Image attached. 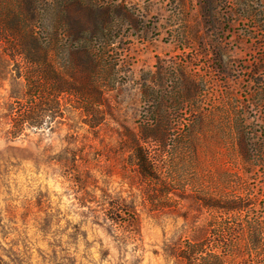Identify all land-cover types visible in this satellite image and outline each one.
<instances>
[{
	"label": "rangeland",
	"instance_id": "374dc122",
	"mask_svg": "<svg viewBox=\"0 0 264 264\" xmlns=\"http://www.w3.org/2000/svg\"><path fill=\"white\" fill-rule=\"evenodd\" d=\"M34 3L59 67L68 49L79 67L103 45L112 65L98 124L64 102L62 118L47 105L41 127L13 139L26 82L0 44V264H187L175 255L186 215L213 214L180 197L191 179L264 205V164L233 139L264 143V0ZM121 201L140 230L111 220Z\"/></svg>",
	"mask_w": 264,
	"mask_h": 264
},
{
	"label": "trees",
	"instance_id": "16d2710c",
	"mask_svg": "<svg viewBox=\"0 0 264 264\" xmlns=\"http://www.w3.org/2000/svg\"><path fill=\"white\" fill-rule=\"evenodd\" d=\"M36 10L34 0H0V44L15 61L19 76L26 82L24 96L16 99L11 107L8 134L13 139L29 128L41 127V116L52 110L51 107L62 118L64 102H74L75 107L89 114L95 121H90L91 126L98 124L97 118L108 90L101 82L107 74V65L111 64L106 61L105 46L99 51L86 49L87 63L79 67L73 63V49H68L64 67H59L52 48L46 44L45 36L35 23L38 19ZM47 105L52 106L46 108ZM241 125L237 122V130ZM178 137V145H185L187 139ZM233 139L237 144L245 143L244 150L253 156L252 159L264 164V143L257 148L256 143L248 142L244 136ZM148 156L149 151H146ZM156 162L154 159L151 164ZM191 178H199L195 170ZM190 184L191 187L181 186L180 197H191L196 210L207 207L213 214L208 223L202 225L197 216L186 215L188 227L184 244L175 250V255L187 264H264V214L258 209L263 205L259 197L254 192L243 195L237 186L209 191L210 188L200 186L198 180L191 179ZM121 205L126 207L121 201L113 210L114 214L121 215L110 217L111 220L120 226L132 225L140 230L137 213L130 207L123 210ZM166 206L178 208L181 202Z\"/></svg>",
	"mask_w": 264,
	"mask_h": 264
}]
</instances>
